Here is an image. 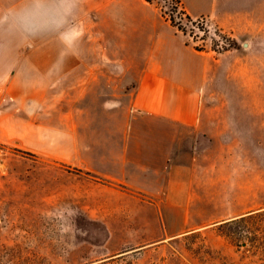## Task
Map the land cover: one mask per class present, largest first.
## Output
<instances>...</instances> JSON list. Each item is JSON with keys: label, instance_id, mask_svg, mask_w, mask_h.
<instances>
[{"label": "rangeland", "instance_id": "374dc122", "mask_svg": "<svg viewBox=\"0 0 264 264\" xmlns=\"http://www.w3.org/2000/svg\"><path fill=\"white\" fill-rule=\"evenodd\" d=\"M229 2L223 28L152 2L213 63V144L179 175L187 197L81 174L0 132V264H264V0Z\"/></svg>", "mask_w": 264, "mask_h": 264}, {"label": "crops", "instance_id": "0c3cea01", "mask_svg": "<svg viewBox=\"0 0 264 264\" xmlns=\"http://www.w3.org/2000/svg\"><path fill=\"white\" fill-rule=\"evenodd\" d=\"M179 2L221 28L232 4ZM212 69L146 0H0V132L146 196L178 197L179 175L213 144Z\"/></svg>", "mask_w": 264, "mask_h": 264}, {"label": "trees", "instance_id": "16d2710c", "mask_svg": "<svg viewBox=\"0 0 264 264\" xmlns=\"http://www.w3.org/2000/svg\"><path fill=\"white\" fill-rule=\"evenodd\" d=\"M147 2H149V3H152L153 2V0H146ZM179 30V29H178Z\"/></svg>", "mask_w": 264, "mask_h": 264}]
</instances>
